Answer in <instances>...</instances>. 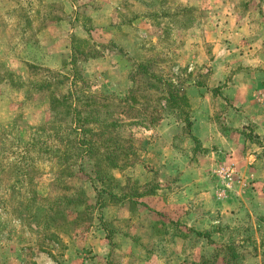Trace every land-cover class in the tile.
<instances>
[{
  "label": "rangeland",
  "instance_id": "obj_1",
  "mask_svg": "<svg viewBox=\"0 0 264 264\" xmlns=\"http://www.w3.org/2000/svg\"><path fill=\"white\" fill-rule=\"evenodd\" d=\"M0 264H264V0H0Z\"/></svg>",
  "mask_w": 264,
  "mask_h": 264
}]
</instances>
